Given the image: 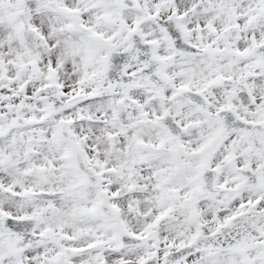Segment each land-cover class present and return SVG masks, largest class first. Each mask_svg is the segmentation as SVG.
Wrapping results in <instances>:
<instances>
[{
    "label": "snow or ice",
    "instance_id": "snow-or-ice-1",
    "mask_svg": "<svg viewBox=\"0 0 264 264\" xmlns=\"http://www.w3.org/2000/svg\"><path fill=\"white\" fill-rule=\"evenodd\" d=\"M0 264H264V0H0Z\"/></svg>",
    "mask_w": 264,
    "mask_h": 264
}]
</instances>
